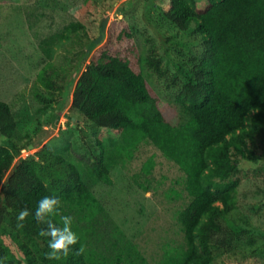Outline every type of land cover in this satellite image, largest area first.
Returning a JSON list of instances; mask_svg holds the SVG:
<instances>
[{
  "label": "trees",
  "instance_id": "obj_1",
  "mask_svg": "<svg viewBox=\"0 0 264 264\" xmlns=\"http://www.w3.org/2000/svg\"><path fill=\"white\" fill-rule=\"evenodd\" d=\"M161 14L178 32L199 40L188 59L178 58L189 74L175 98L179 124L164 117L143 75L118 55L102 52L81 70L105 21L94 38L80 21L55 34L59 45L71 42L75 55L65 66L46 62L36 73L34 96L46 108L65 81L68 93L76 78L73 107L115 136L98 142L95 155L44 145L25 156L19 153L28 143L8 137L0 150V264H211L214 247L247 231L234 212L246 163L264 158V0H170ZM140 62L157 67L159 57L145 55ZM0 110L11 112L12 106L0 99ZM140 143L153 145L178 167L188 197L176 213L182 239L167 242L154 263L125 237L95 193L99 183L112 185L113 169L133 159ZM153 167L149 156L131 175L142 190L154 186ZM44 196L59 198L58 214L37 222ZM24 208L29 216L19 222ZM62 215L73 218L78 241L66 258L48 260L50 237L39 232L48 229L47 220L62 228Z\"/></svg>",
  "mask_w": 264,
  "mask_h": 264
},
{
  "label": "rangeland",
  "instance_id": "obj_2",
  "mask_svg": "<svg viewBox=\"0 0 264 264\" xmlns=\"http://www.w3.org/2000/svg\"><path fill=\"white\" fill-rule=\"evenodd\" d=\"M170 0H0V99L12 111L0 110V150L9 136L31 150L47 145L69 154H98V142H108L115 132L89 121L72 105V83L66 92L56 93L51 105L42 108L34 96V79L49 61L64 65L75 55L66 42L54 41L70 21H80L94 38L104 22L101 39L92 48L81 70L102 52L116 54L143 75L164 117L182 122L175 98L189 74L178 58L188 59L189 48L199 40L189 31L178 32L163 19ZM76 48V47H75ZM145 55L159 57L157 67L141 65ZM65 66V65H64ZM77 72V76L81 73ZM33 140V142H31ZM264 154V143L260 147ZM134 158L112 171V185H95V193L107 212L143 256L154 263L167 242L181 240L176 213L187 201L183 173L153 145L140 143ZM152 156L154 186L139 188L131 178ZM238 186L239 206L234 214L247 231L213 248L211 264H264V158L246 163Z\"/></svg>",
  "mask_w": 264,
  "mask_h": 264
},
{
  "label": "clouds",
  "instance_id": "obj_3",
  "mask_svg": "<svg viewBox=\"0 0 264 264\" xmlns=\"http://www.w3.org/2000/svg\"><path fill=\"white\" fill-rule=\"evenodd\" d=\"M32 145L33 144H30L27 147L31 148ZM33 152L35 151L33 150L30 153ZM59 204L60 200L56 196L42 197L37 202V208L34 214L37 222H43L45 221L46 217L58 214ZM28 216L29 210L27 208L21 209L17 215V220L19 222H23ZM60 219L63 224L62 228L56 227V225L53 224L51 220H47L48 229H41L39 232L41 237H50L48 240L49 251L45 253V258L48 260L58 261L61 260L62 257L66 258L69 255V246L76 244L78 241L76 233L71 230L73 218L71 216L62 215ZM83 251V246H81V248L76 250V254L79 255Z\"/></svg>",
  "mask_w": 264,
  "mask_h": 264
},
{
  "label": "built area",
  "instance_id": "obj_4",
  "mask_svg": "<svg viewBox=\"0 0 264 264\" xmlns=\"http://www.w3.org/2000/svg\"><path fill=\"white\" fill-rule=\"evenodd\" d=\"M32 151H33V150H31L30 147H25V148L22 149V151H21L20 154H21L22 156H25V155L29 154V153L32 152Z\"/></svg>",
  "mask_w": 264,
  "mask_h": 264
}]
</instances>
